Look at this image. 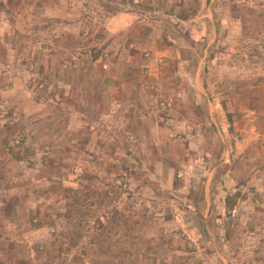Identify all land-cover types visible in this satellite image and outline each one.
Masks as SVG:
<instances>
[{"label":"rangeland","instance_id":"rangeland-1","mask_svg":"<svg viewBox=\"0 0 264 264\" xmlns=\"http://www.w3.org/2000/svg\"><path fill=\"white\" fill-rule=\"evenodd\" d=\"M124 1L0 0V49H15L9 57L6 52L7 65L17 59L16 68L1 67L0 157L9 154L26 162L17 167L0 160V264H34L29 257L45 264L42 259L59 248L61 264H89L87 246L70 238L116 236L114 229L90 231L86 225L92 220L97 227L106 212L117 222L122 206H152L158 212L151 217L143 214L146 220L179 222L190 216L188 211L194 212L190 207L200 205L205 194L212 205L221 207L229 227L224 232L229 242L221 246L226 259L218 258V262L264 264V217L260 213L264 210V145L249 154L237 148L238 138L250 129L242 113L230 112L231 124L229 114L215 121L208 114L217 115L216 110L222 109V97L228 105L235 102L238 108L245 105L264 111V0H148L135 8L124 6ZM123 9L135 13L129 29L115 18ZM106 49H139L137 75L144 77L148 72L155 81L154 120L159 127L152 152L159 166L156 171L146 166L132 148L122 161L106 160L113 167L110 180L78 182L68 176L74 169L70 161L59 158H69L71 145L55 149L53 141L49 142L54 135L44 132L55 122L60 125L59 118L25 113L35 111V102L54 110L51 98L61 95L55 78L78 77L79 94L104 93L103 80L109 73L103 66ZM110 72L116 77L125 74L122 70ZM8 88L11 93L6 97ZM256 121L264 135V118ZM41 141L46 142L45 151L38 148ZM254 141L262 142L261 138ZM86 157L83 153L74 173L92 177ZM166 169L168 183L141 180L148 174L165 175ZM65 175L68 177L63 179ZM167 206L176 209V215L169 214ZM233 207L249 209V214L240 215L239 230L233 228ZM51 209L61 210L47 218L43 211ZM121 214L128 224L131 215ZM57 215L60 218L54 220ZM248 221L255 223L256 228L251 229L257 235L248 233ZM47 225L53 241L50 247L43 244L39 231ZM171 232L185 234L183 230ZM58 236L65 239L61 247L54 244ZM100 243L97 248L102 250ZM104 248L110 251L116 246ZM158 248L151 264H190L186 256L173 257ZM179 248L198 252L194 243H181ZM97 261L95 264L116 263ZM216 261L214 250L207 249L191 264ZM131 264H144V260Z\"/></svg>","mask_w":264,"mask_h":264},{"label":"crops","instance_id":"crops-1","mask_svg":"<svg viewBox=\"0 0 264 264\" xmlns=\"http://www.w3.org/2000/svg\"><path fill=\"white\" fill-rule=\"evenodd\" d=\"M129 1L130 0H125L123 2L124 6H132L135 8L140 7L141 4L144 5L145 2H149L148 0H132V4ZM134 16V11L123 9L118 13V17L115 18L120 20V26H125L129 29L131 23L135 22ZM193 21L194 20H191L190 22ZM149 33H151L150 30ZM138 50L139 49H106L105 52H107V58L103 63V66L106 68V72L109 73H106L104 76V93L88 95L79 94L80 91L78 90V85L80 80L78 77L76 79L74 77L73 79L55 78L54 83H58L60 86L58 91L61 92V95H59L60 93H56L59 97L55 96L54 98H51L56 104L54 105V110L50 111L49 108L43 109L44 105L42 103L38 104L35 102V111L33 113H25L26 115L38 116L39 118L47 119L50 115L59 118L61 122L60 125L55 122L52 127H46L44 132L45 134L48 133L54 135L53 138L49 139V142L53 141L52 146L55 149L65 150V148L69 149V144L71 145L70 149L73 152L68 156L69 158L59 155V158L63 159L64 162L69 160L71 168H74L68 175L71 179H76L78 182L110 180L112 175L110 169H113V167L110 165L111 163L108 162H112L115 159L122 161V156L127 157V151L132 150V148H134L139 159L144 161L146 166L153 167L152 169H154V171L158 169V159L155 156V153L152 152L154 146H156L158 142L156 139V133L159 127L158 122L154 120L156 118H154V116H156L157 103V98L155 96V81H153L150 76L148 77V75H150L148 72L147 74H144V77L137 75L139 68ZM6 52L7 57H9L14 54L15 49H0V75L3 72L2 70H4L1 67L14 69L17 65V59H14L12 63L10 62V64L7 65L9 62H6ZM1 53L5 55L3 56ZM4 62H6V67L4 66ZM150 66H153V64ZM111 69L116 70L117 74L122 70L125 74L124 76L122 75L123 77H116L110 72ZM189 79L191 80V78ZM10 93L11 91L8 88L4 96H10ZM223 98L224 97L221 98L222 104H220L222 109L216 110L217 115L212 111H209L208 114L214 121L216 119H221L223 116L226 117L230 112H239L245 116L243 119L246 120L245 126L247 129L250 127V129L247 131L245 130V132H247L246 135H242V138L240 139L238 138L236 144L237 148H241L243 149V152L246 151V153L249 154L252 150L257 149L259 145H264V135L262 132L260 133L258 131V125L256 123L257 118H264V111L257 112L251 107L245 105L238 108L239 105L237 106L235 102L228 105L223 101ZM64 103H69V107L67 108V105ZM57 106L60 107L58 108ZM62 119L66 121L64 124H62ZM27 130L30 132V129ZM66 135L68 137L70 136V138L66 139ZM139 136H142L144 139L141 140ZM257 138H261L262 142L255 144L254 140ZM130 140L137 142L132 145L129 143ZM45 143L43 141H41V143L39 142L38 148L45 151ZM128 147L131 149H128ZM83 153L87 156L86 161H88L89 168H91L90 171H92V177H86L78 172L74 173V171H76V164L78 165V161H82ZM7 155L8 156L6 157L5 155L4 157H0V160H4L8 166L20 167L24 166L26 163L24 159L16 160L11 155ZM54 156L58 157L56 154H54ZM106 160H108V162ZM103 166H108L109 168L106 169ZM66 170L69 171L68 169ZM165 171V175L160 176L157 174H148V178L145 177L144 179H140L143 180L142 182L158 180L160 182L168 183L169 176L167 175V169ZM42 172L44 173L45 170ZM262 175H264V173ZM68 176L65 175L63 179ZM151 207L152 206L145 208L144 206H137L132 209H127L123 206L120 207V210L122 211L121 213L124 215H131L132 219H130V221L127 220L128 224H125L121 220L123 218L121 213L118 214L120 217L117 222H115L110 220L111 212H106L105 214L107 216L103 217V223L97 224V227L94 220L91 221L89 226L88 224L86 225V228L90 229L92 232L99 229H114L116 231V236L113 238L104 235V238L101 239L102 236L100 235L98 238L91 235L88 236V239H79V237L72 236L70 240H75L77 242L80 240L81 242L79 241V243H81L82 246H87V257H90V260L92 262L94 261V264L100 259L104 261L107 260L109 263L111 261L116 262L115 264H131L142 260H144V264H151L155 260L154 257L157 255L156 250H159V246L162 247L164 252L168 251L170 254H173V257L176 256L175 254L186 256V260L189 261L190 264L196 261V257L198 260L201 256V252L207 249L210 251L214 250V258L217 260L216 264H221L218 262V258L219 260L226 259V254L222 251L221 246H227L225 243L229 242L228 238L224 235V232L227 231V228L229 227L222 218L221 207L212 205L208 194H205L203 202L200 205L190 207L194 212L192 213L188 211L190 216H188L187 219L179 222L175 221L174 216H172L174 219L173 222L160 220V218H157L158 221L152 220L151 218L150 220H146L147 217L143 214L147 213L150 215L148 217H151L153 212H158L155 207ZM60 210L61 209H55L52 211L51 209L50 211L45 210L43 212L47 218H50L54 215V212L58 213ZM166 210L169 214L173 213V215H176V212H178L176 209H170V207L168 209V206L166 207ZM230 210L235 214V224L233 228L237 227L239 230V228H241V224L238 223L241 217L240 215H243L244 217L245 213L249 214V209L248 207H233ZM88 212L92 211L88 210ZM159 212L161 214V208H159ZM260 213L263 214L264 217V210L260 211ZM247 216L248 215H246V217ZM58 218H60L59 215L55 216L54 220ZM254 218L255 217H253L252 220ZM249 222L251 221H248V228H250L248 229V233L257 235L253 232L255 229H251L256 228L254 225L255 223ZM48 229V225L42 226L39 231L40 234L43 233V238L45 239L43 244L50 247L53 244V241L52 237L46 232ZM171 230L174 232L175 230H183L185 231V234L180 232L173 233ZM62 237L64 238V236ZM62 237L58 236L57 239L54 240V244L60 247L63 246L65 239ZM263 237L264 234L261 235V238ZM100 240L101 243L99 242ZM85 243L86 245H84ZM99 243L102 245V250L97 248ZM181 243L183 246L193 243L196 244L198 252L180 250L179 246ZM104 246H116V249L109 251L107 248L104 250ZM60 249L61 248L57 250L60 252ZM59 252H55L54 255H47V257H44L42 260L45 264H50L53 260L55 261L53 264H57V262H59L58 264H61L63 255H60ZM85 255L86 254L82 256L85 257ZM204 256H207V254H204ZM229 256H231V254H229ZM90 260L87 262L92 264ZM29 261L37 264L40 260H37L35 257H29Z\"/></svg>","mask_w":264,"mask_h":264},{"label":"trees","instance_id":"trees-1","mask_svg":"<svg viewBox=\"0 0 264 264\" xmlns=\"http://www.w3.org/2000/svg\"><path fill=\"white\" fill-rule=\"evenodd\" d=\"M228 118H229V121H230V124H231L232 119H233V115H232V114H229V115H228ZM16 157H17V156H16ZM17 158H18V157H17ZM17 158H16V159H17ZM14 159H15V156H14Z\"/></svg>","mask_w":264,"mask_h":264}]
</instances>
